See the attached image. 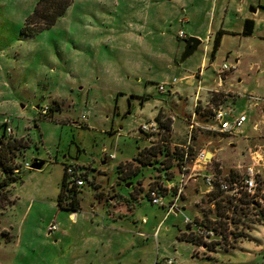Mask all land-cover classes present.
Returning a JSON list of instances; mask_svg holds the SVG:
<instances>
[{"label": "rangeland", "instance_id": "obj_1", "mask_svg": "<svg viewBox=\"0 0 264 264\" xmlns=\"http://www.w3.org/2000/svg\"><path fill=\"white\" fill-rule=\"evenodd\" d=\"M37 1L0 0V139L8 125L7 139L26 143L4 161L21 181L0 190V264H264V0H250L257 14L247 40L225 38L213 59L221 21L243 29L249 6L240 0H73L52 26L24 36ZM179 31L201 41L181 64ZM234 58L237 71L220 77L228 100L209 93L194 109L185 77L204 62L201 87H213L216 69L235 65ZM173 79L176 85L160 93ZM221 107L247 117L233 149L234 139L214 129L212 116ZM157 113L160 134L148 143L138 127ZM199 150L206 165L194 163ZM184 151L197 177L184 188L178 212L168 214L173 195L163 188L157 206L148 190L178 183ZM33 160L43 167L24 168ZM256 161L261 205L228 202L216 190L201 193L210 171L241 177ZM66 166L86 175L77 224L57 206ZM3 175L0 170V183ZM186 219L215 229L220 241L197 247L181 240L194 238L196 226L188 228ZM54 220L58 231L47 235Z\"/></svg>", "mask_w": 264, "mask_h": 264}, {"label": "built area", "instance_id": "obj_2", "mask_svg": "<svg viewBox=\"0 0 264 264\" xmlns=\"http://www.w3.org/2000/svg\"><path fill=\"white\" fill-rule=\"evenodd\" d=\"M177 37L180 40H184L186 38V35L182 31H179ZM234 69L235 66H227L226 64H223L218 72L219 80L221 79L220 77L222 74L230 73ZM201 78V70L193 76V79L196 80L198 91L201 89ZM176 83L177 80L173 79L172 81L161 84L158 87V90L160 93H163L165 86H174ZM47 110V107H45L44 109H42L41 113L43 115H46ZM213 121L215 131L228 137H236L242 134V128L244 123L246 122V115L245 113L233 115L231 111H228L224 108H218L214 110ZM138 132L150 142L153 137L160 134V123L155 118L143 121L138 127ZM5 134L8 137L13 135V130L8 125L5 128ZM110 157L113 158L112 156ZM189 157V153L187 151H184L182 154V160L179 162L178 183H176L175 186L173 184H170L167 187H162L160 185V187L157 186L153 189L148 190V197L152 205H162L165 199V197L161 194V190H163V188L166 191L170 192L169 194H171V196L173 195L171 204L167 203V205L165 206L167 207L168 214L178 212L177 203L181 199L184 188L194 177H197V174L195 173V166L192 169L188 168V162L190 161ZM204 158L205 152L202 150L195 156L194 163H202L203 165H206V163L204 162ZM259 163V161H256L252 165V167H248L246 169L245 175L236 178H222L221 175L217 174V172L211 173L210 171V174L203 177V185L208 188L207 192L219 190L234 201H241L245 198L248 199V202L251 206L261 205L263 200L260 196L258 175L254 172L255 164ZM24 168H30V165L25 164ZM66 174L68 176V182L70 186H83V180L79 176L80 174L76 172L74 167L66 166ZM172 189H174L175 191L174 194L171 192ZM184 223L188 228H192L193 225L196 226V229L193 231V233H191V236L199 241L200 245L209 243L211 242V240L213 242V238L218 236L215 229H207L197 221L186 219ZM58 228V224L54 220V222H52L47 228V235L57 232ZM166 264H172V261L168 260L166 261Z\"/></svg>", "mask_w": 264, "mask_h": 264}, {"label": "trees", "instance_id": "obj_3", "mask_svg": "<svg viewBox=\"0 0 264 264\" xmlns=\"http://www.w3.org/2000/svg\"><path fill=\"white\" fill-rule=\"evenodd\" d=\"M73 0H38L35 4V7L33 9V12L28 15L26 18L24 25L21 29V33L24 36H31L33 34H36L44 29L49 28L52 26L60 17L63 16V14L66 12V10L70 7ZM254 30V21L251 19H246L243 21V29H242V35L243 36H250ZM226 34L224 31H217L214 36L212 49H211V57L212 59L215 56V53L217 52L218 48L220 47L221 39ZM51 111H55L54 109L50 108ZM160 115V114H159ZM159 115L155 118L156 120H159ZM5 128L7 125H4ZM163 128L165 131H170V127L167 126V124L163 125ZM8 136H5L0 139V170L3 172V180L0 183V190H6L7 187L16 181H21L20 178L15 177L12 173L15 170L10 165L4 163V161H7V155L9 153H12L14 150H21L26 147V143L24 141H10ZM21 142H23L21 144ZM147 150V149H146ZM143 151L140 153L139 157L136 159V161L140 162L142 161V156H144ZM6 158V159H5ZM130 165V164H127ZM143 165V164H142ZM131 166V165H130ZM122 167V166H121ZM119 167L118 172L120 174L122 173V168ZM86 175L82 174L80 177H85ZM123 178V177H122ZM79 187L76 185H69L68 182V176L66 174V167L64 170L61 187H60V193L57 198V206L60 209L68 210L72 213H75L79 211L80 209V201L78 198L79 194ZM215 191V190H214ZM218 193L223 194L221 191L216 190ZM219 196V194L217 195ZM217 196L213 195L211 197V201H215ZM232 199H229L228 202H231ZM216 205L220 204V201H216ZM181 240L189 242L193 245H200V242H198L196 239L189 237L188 235H181Z\"/></svg>", "mask_w": 264, "mask_h": 264}, {"label": "crops", "instance_id": "obj_4", "mask_svg": "<svg viewBox=\"0 0 264 264\" xmlns=\"http://www.w3.org/2000/svg\"><path fill=\"white\" fill-rule=\"evenodd\" d=\"M240 1H242L243 3H244V5L245 6H249V10L248 11H245L244 10V14L247 16V18H245V20L246 19H251V20H253L252 18H251V16H253V15H256L257 14V10L256 9H254L253 8V6L251 5L252 3H251V1L250 0H240ZM186 4H192V3H184V7L186 8ZM253 10H254V13H253ZM239 12H241V10H239ZM182 22H189V19L188 18H185V19H182ZM225 22H224V19L221 21V24H220V29L218 30V31H224L226 34H224V36L222 37V39H221V45H220V47L223 45V42H224V39L225 38H228V37H230V38H232V39H237V40H247V38H245V36H243L242 35V28L240 29V30H237V32H235V31H232L230 28H225ZM227 25H231V23H230V20L227 22ZM254 29H255V22H254ZM254 31V30H253ZM192 37H195V38H198L199 36L197 35V34H194ZM248 37V36H247ZM189 37L188 36H186V38L184 39V40H186V39H188ZM207 38V37H206ZM177 39H178V37H177ZM180 41H183V40H180V39H178V42H180ZM210 41V38L208 37L207 38V41L206 42H209ZM238 62H239V59H237V58H234V63H235V65H233V66H235V69L232 71V72H230V73H235L236 71H237V64H238ZM212 64L210 63L209 64V66H211ZM206 64L203 62L201 65H200V67H199V70H198V72L201 70V73H202V77H203V74H204V70L206 69ZM219 69L220 68H217L216 69V76H215V79H214V82H215V85L213 86V87H204V86H202L201 87V89L198 91V89H197V86H196V80L195 79H193V76H194V74H192V75H190L189 77H185L186 79V83H187V86H189L190 88H194V91H193V93L191 94V95H193V106H194V109H196V105H198V103H202V102H205V100L207 99V98H209V96H210V94L209 93H215V94H218V95H224V97L228 100V95H230L231 93L229 92V91H225L224 89L222 90V86H223V79H220L219 80V78H218V72H219ZM182 79H184V78H181L180 79V81L182 80ZM196 83V84H195ZM176 85V84H175ZM191 86H193V87H191ZM175 92V91H174ZM175 95H177V97L178 98H181L178 94H177V92H175L174 93ZM212 95V94H211ZM228 103V102H227ZM222 108V107H221ZM224 109H226V110H228V111H230L229 109H227V108H224ZM162 111V113H164V114H166L163 110H161ZM160 113V112H159ZM159 113H157L154 117H156ZM239 114H241V113H239ZM199 115H201L200 113H199ZM196 116H197V114H196V111L194 110V112H193V114H192V117H191V119L192 120H194L195 118H196ZM154 117H152V118H150V119H154ZM212 122H213V124H214V121H213V116H212ZM245 123H247V117H246V122ZM244 123V124H245ZM195 125L196 126H199L198 124H196L195 123ZM244 126V125H243ZM242 135V134H241ZM241 135H239V136H241ZM226 136V135H225ZM144 137V136H143ZM228 137V136H227ZM145 138V137H144ZM228 138H233L234 140L233 141H230L229 143H228V146L231 148V149H233V148H235V146L238 144L237 142V139H235L236 137H228ZM148 143H150L147 139H145ZM247 140H248V138H247ZM209 144V143H208ZM222 150V147L219 149V151H221ZM200 151V150H199ZM246 151L248 152V146L246 147ZM113 157V156H112ZM111 158V157H110ZM212 158H213V160H215V158H216V154L215 153H213L212 154ZM238 168H239V166H238ZM107 200H108V204H112V205H114V203L115 202H112L113 201V199H111V197H108L107 198ZM112 202V203H111ZM79 217H78V215H76V213H72L69 217H68V220H71L72 222H74L75 221V224H77V221L79 220L78 219ZM219 238V237H218ZM215 241H217V242H219L220 240H218V239H213V242H215ZM194 246H197V245H194ZM198 247V246H197ZM220 247V246H219ZM203 248H205V247H203ZM207 248V247H206Z\"/></svg>", "mask_w": 264, "mask_h": 264}, {"label": "water", "instance_id": "obj_5", "mask_svg": "<svg viewBox=\"0 0 264 264\" xmlns=\"http://www.w3.org/2000/svg\"><path fill=\"white\" fill-rule=\"evenodd\" d=\"M253 13H254V10H253ZM200 44H201V41L198 38L189 37L188 39H186L184 41L183 51L180 55V58H179V61L177 62V64L183 63L187 58L192 56ZM207 157H208V159H211V154L207 153ZM43 165H44L43 162L38 161V160H33L32 164L30 166V169L31 170H40L43 167ZM200 191H201V193H205L208 191V188L205 185H201ZM175 213H177V212H175Z\"/></svg>", "mask_w": 264, "mask_h": 264}]
</instances>
